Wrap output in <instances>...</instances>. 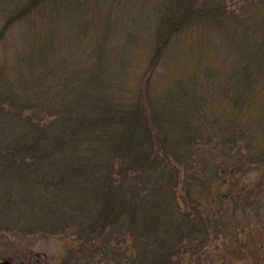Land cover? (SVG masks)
Here are the masks:
<instances>
[{
  "label": "trees",
  "instance_id": "obj_1",
  "mask_svg": "<svg viewBox=\"0 0 264 264\" xmlns=\"http://www.w3.org/2000/svg\"><path fill=\"white\" fill-rule=\"evenodd\" d=\"M251 172L264 0H0V260L244 264Z\"/></svg>",
  "mask_w": 264,
  "mask_h": 264
},
{
  "label": "rangeland",
  "instance_id": "obj_2",
  "mask_svg": "<svg viewBox=\"0 0 264 264\" xmlns=\"http://www.w3.org/2000/svg\"><path fill=\"white\" fill-rule=\"evenodd\" d=\"M244 174V175H243ZM247 174V175H246ZM264 176L257 172L240 174V261L244 264H264ZM246 188L241 192L242 189ZM26 250L46 264H59L66 244L59 239H38L26 243ZM12 255V253H10ZM14 264L27 263L30 256H21Z\"/></svg>",
  "mask_w": 264,
  "mask_h": 264
},
{
  "label": "water",
  "instance_id": "obj_3",
  "mask_svg": "<svg viewBox=\"0 0 264 264\" xmlns=\"http://www.w3.org/2000/svg\"><path fill=\"white\" fill-rule=\"evenodd\" d=\"M0 264H11L10 260H0Z\"/></svg>",
  "mask_w": 264,
  "mask_h": 264
},
{
  "label": "flooded vegetation",
  "instance_id": "obj_4",
  "mask_svg": "<svg viewBox=\"0 0 264 264\" xmlns=\"http://www.w3.org/2000/svg\"><path fill=\"white\" fill-rule=\"evenodd\" d=\"M11 264H14V262H11Z\"/></svg>",
  "mask_w": 264,
  "mask_h": 264
}]
</instances>
